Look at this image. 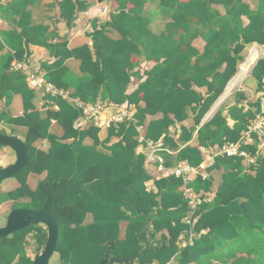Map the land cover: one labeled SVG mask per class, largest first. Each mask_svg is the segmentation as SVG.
<instances>
[{"label":"trees","instance_id":"obj_1","mask_svg":"<svg viewBox=\"0 0 264 264\" xmlns=\"http://www.w3.org/2000/svg\"><path fill=\"white\" fill-rule=\"evenodd\" d=\"M38 1L13 0L0 6L6 18L21 16L20 31L0 33V50L6 45L13 50L0 55V100L5 101L0 123L27 128L24 138L29 157V164L15 175L19 187L0 193V206L14 201L13 209L40 210L49 195L46 212L59 226L57 251L61 264H100L108 240H116L112 255L130 259L143 246L137 232L146 218L138 212L149 215L156 210L158 214L151 218L142 237L160 234V239H169L170 245L148 250L140 257L142 264H168L173 259L178 264H264V157H259L250 171L242 157H217L212 169L223 170L222 183L213 200L199 206L194 215L197 219L190 225L184 221L189 204L181 190L183 178L156 179L157 191L147 190L151 175L146 154L137 151L136 129V124L144 125L149 115L162 114L149 122L145 135L156 142L163 139L164 145L176 152L164 154L166 166L183 160L198 166L203 160L200 146H222L240 140L260 110V101L253 104L256 110H245L239 100L228 115L218 111L198 128L196 146L189 144L196 128L184 127L179 141L169 137L168 132L170 126L189 117L190 109L196 113V124H200L237 73L245 49L242 36L247 43L264 45V0H251L254 7L244 0H111L117 1L118 7L101 28L94 27L90 35L93 47L86 44L75 49L69 48L67 40L51 42L58 34L48 33V27L31 26L28 7ZM150 1H156L171 19L161 33L150 28L152 19L145 10ZM218 5L224 7V14ZM80 7H85L81 0H62L60 16L71 23ZM245 16L249 19L246 25ZM109 28L116 29L121 38L113 39ZM199 37L206 41L203 52L193 44ZM30 44L46 47L56 59L42 64L48 81L65 90L74 88L72 96L86 103H95L99 97L117 104L134 103L137 122L111 125L107 137L101 140L100 128L94 124L84 129L76 126L81 111L61 96L47 95L59 109L48 108L43 115L34 104L36 92L28 86L25 75L12 69L14 59L27 61ZM134 56L155 65L146 71V79L138 88L128 94L132 78L140 77L134 71L138 66ZM73 57L81 60L83 76H77L66 65ZM252 72L264 91V58L258 60ZM203 86L208 87L207 96L195 89ZM15 94L23 99L24 113L19 116L9 110ZM229 118L234 120L233 125ZM53 120L62 126V136L51 132ZM114 136L119 140L111 143ZM88 137L93 139L92 145L85 144ZM43 139L50 143L48 150L35 145ZM243 149L254 154L257 150L255 145ZM45 172L40 188L32 189L29 175ZM188 185L196 192H209L213 181L199 176ZM22 198L26 200L20 201ZM88 214L92 215L91 222H86ZM190 231L195 233L193 241L180 247L182 236L189 238ZM30 236L42 249L48 238L46 226L32 225L0 237V264H32L27 251L32 245Z\"/></svg>","mask_w":264,"mask_h":264},{"label":"crops","instance_id":"obj_2","mask_svg":"<svg viewBox=\"0 0 264 264\" xmlns=\"http://www.w3.org/2000/svg\"><path fill=\"white\" fill-rule=\"evenodd\" d=\"M11 1H13V0H0V6L6 5V4L10 3ZM61 1L62 0H39L37 4L28 7V10L31 14L30 15L31 26H46V27H48V33L55 32L56 34H58L57 39L54 40L52 38V39H50V41L51 42H53V41L54 42H60L61 40H67L68 46L70 49H75V48L81 47V46L86 45V44L89 45L90 48H92L93 47V39L91 38L90 35L94 31V27L97 26L98 28H101L103 24H105L106 22H108L110 20L111 12L114 11L118 7L117 1L107 2L106 0H81L84 3L85 7L84 8L80 7V9L77 11V13L75 15L74 20L71 23H68V21L66 19H63L60 16V2ZM244 1L250 2L252 4L251 0H244ZM106 5L109 6V12L103 13L102 8ZM129 7H132V4H130ZM252 7H254L253 4H252ZM217 8L220 10L221 13H223V14L225 13V9L222 5H218ZM145 10H146L147 14L152 19L151 27H150L152 29V31L154 33L163 32L166 28V24L168 22H170L171 19L168 18L166 15H164L161 12L156 1H150L146 5ZM19 19H21V16H10L9 18H6V17L2 16V13L0 12V33L2 31H11L13 29H17L18 31H20L21 28L18 26ZM243 20H244L245 25L249 23L248 17H246V16L243 17ZM108 34L113 39L121 38V34L114 28H109ZM0 39H1V34H0ZM193 44H194V46H196L198 48V50L200 52H203L205 49L206 41L202 37H199L194 41ZM250 44H251L250 47L245 46V49L242 53L243 59L238 63L237 72L241 66V63L250 54H251V58L253 57L252 55H253L255 49L253 50V53H251L252 47H257V49H258V52L257 51L255 52L258 55H256L253 58V60L256 59L254 66L257 64V62L260 58H264V45H259L258 43H250ZM29 50H30V56L27 57V61H20L18 59H14V61L17 60V61H20V62L26 64L31 70L36 71L37 73L41 74L46 79L47 70L42 66V64L44 62L45 63L47 62L49 64L54 62L56 60L55 57H53L51 55L49 49H47L46 47L39 46V45L30 44ZM7 51L13 52V50H11L8 45H6L2 50H0V55L6 53ZM133 60L138 63V66L136 67V69L134 71H137L139 73L140 77L134 76L132 78V81L129 84V87L127 90L128 94L134 92L138 88L141 81L146 79V76H147L146 71L150 70L155 65V62L147 61L144 57L134 56ZM66 65L77 76H83L84 75L81 71V60L80 59H77L74 57L70 58L66 61ZM254 66H253V68H254ZM253 68H252V70H253ZM12 69L15 70L13 68V63H12ZM17 71H20V70H17ZM234 77H235V75L233 76L232 79H230V81L227 84L224 92L218 97V99L206 111V114L202 118L199 125H197L196 121H195V114L196 113L192 109H190L189 110V117L186 120L181 121V122H177L174 125L170 126L169 132H168L169 137L173 138L176 141H179V138L182 134V130L184 127L187 128L188 130L196 128V130L194 132V137L189 142V144L193 145V146L198 145V142L196 140V133H197L198 128H200L203 124L210 121L213 118V116L220 110H223L224 114L228 115V110L232 106L236 105L239 102V100H241V103L239 104V106L245 107V110H247L249 108L256 110V108L253 107V104L256 103L257 101H260L261 102L260 110H258L256 112V115L258 113H260L261 108L264 105V91L260 90L258 80L253 76V72L251 71V73L245 77L244 83H243V81H244L243 80V81H240L237 85L232 84V88L229 90L228 89L229 84L232 82ZM251 77L256 80L254 83L249 82ZM25 78H26V76H25ZM26 82H27V80H26ZM27 84H28V82H27ZM31 89H33V88H31ZM195 89L198 92H200L203 96L208 95V87L207 86L195 87ZM235 89H238V90L236 91ZM34 90L36 92L34 104H35L37 110L41 111L43 113V115L46 113V110L48 108H54L55 110L59 109L58 105L53 103L52 101H50V99H48V97H47V95H49V96H52V95L46 94L41 89H34ZM66 91L68 93V96L63 97V98L67 99L69 102H72L75 105V103L73 102V99L78 98V97L72 96L74 88H70L69 90H66ZM52 97H60V96H52ZM224 100H225V102H224ZM99 102H109V101L105 98L99 97L95 103H88V104H96ZM128 104L134 105L135 109L137 110V106L134 103H128ZM140 104L142 106H145L144 101H141ZM4 108H5V101L0 100V112ZM9 110L13 116H19V115H22L24 113L23 99H22V96L20 94L14 95L13 101L9 107ZM161 117H162V114L149 115L147 117L144 125H143L144 126V133L146 132V127L150 121L155 120V119H159ZM80 123H82L81 126H79ZM229 123H230V125H233L234 120L229 118ZM91 124H93V121H87L81 115L78 118V120L76 121V126L82 128V129L88 127ZM21 128L22 129L25 128V130L27 131V128L24 126L8 125L4 122L0 123V130L4 133H7V134H14V132L18 131V129H21ZM108 129L109 128H103V129L100 128L99 136H100L101 140H103L107 137ZM50 130H51V132L55 133L58 136H62L63 132H64L62 126L56 120L52 121V126H51ZM26 131H25V134H26ZM25 134H23L21 136V138L25 139L24 138ZM242 136H243V134H242ZM242 136H241V138H242ZM118 140H119L118 137L114 136L111 139V143L116 142ZM84 142L87 145H92L94 141L92 138L88 137L87 139H85ZM159 142L164 143L163 139H160ZM227 143H229V142H227ZM263 144H264V142H263ZM35 145L40 149L48 150L50 143L48 142L47 139H43V140H38L35 143ZM7 147H9V146H7ZM166 147H168V146H166ZM218 147H220V146L219 145L209 146V147L200 146V150H201L202 155H203V160L205 159V152L203 151L204 148H210L209 154L214 156V158H213L214 164H215L217 157H225V156L216 155ZM256 148H257V146H256ZM258 150H259V148H258ZM137 151L143 152L146 154V151H143V150H137ZM172 151L174 153H168L165 151H161V154L164 157H165V155H164L165 153L171 154V155L176 154V152L174 150H172ZM3 154H4L3 148H0V166H6V165H9V164L15 162V160H16L15 152H14V157H12V159L8 162H2L1 158H2ZM226 157H233V156H226ZM259 157H264V145H263V147L260 148V152L256 156V162H258ZM203 160H202V162H203ZM183 161H185V160H183ZM165 162H166V157H165ZM186 162H188V161H186ZM178 163H176V164H178ZM214 164L207 169L208 178H203L202 176L201 177L203 179H211L213 181V187H212L211 192H215V195H216V192L222 183L223 170L212 169ZM146 167H147V164H146ZM148 173L151 175L149 170H148ZM34 174L36 175V177H33ZM46 175H47L46 172L43 174L31 173L29 175V178H28V183H29L30 187L32 189H36L38 183L41 182V180H43L46 177ZM162 178H165V177H162ZM151 179H152V175H151ZM154 184H155V182H154ZM184 184H183V186H184ZM2 185L3 186L0 189V193L11 191V190L19 187L20 183L18 182V180L15 177H13V178L6 179L2 183ZM183 186L181 187L182 192H183ZM153 190L157 191L156 185H155V189H153ZM215 195H214V197H215ZM25 200H26L25 198H22L20 201H25ZM13 203H14V201H6V202L1 204V206H0V225L6 223V221L4 222V215L7 213L6 214V218H7L9 213L13 210ZM92 219H93L92 215L88 214L86 222H91ZM122 227H123V233H124V229L126 227V222L122 223ZM194 237H195V233L192 231H190V233H189V238H186V235H183L181 240H180V243H179L180 247H184L188 243H191L193 241ZM156 238L160 239V234ZM29 240L31 241L32 245H29L27 247V251H28V254L32 258H34V254H33V250H32V248H34V246H35L33 244V241H34L33 236H30ZM54 257H58L57 262L59 264H61L58 251L53 255V258ZM154 264H159V263H154ZM168 264H178V262L176 261V259H173Z\"/></svg>","mask_w":264,"mask_h":264},{"label":"built area","instance_id":"obj_3","mask_svg":"<svg viewBox=\"0 0 264 264\" xmlns=\"http://www.w3.org/2000/svg\"><path fill=\"white\" fill-rule=\"evenodd\" d=\"M110 2L111 0H106ZM103 13L109 12V6L102 8ZM257 47L251 48V53ZM258 57V56H257ZM255 60L251 58V54L241 63V66L235 75L233 85H237L240 81H243L245 77L251 73L255 64ZM13 68L15 70L22 71L28 82V85L33 89H41L46 94L52 96L67 97L68 93L65 89L57 87L55 84L47 81L41 74L31 70L26 64L15 60L13 62ZM73 102L77 108L81 111V116L87 121H93V124L101 129L109 128L111 125L119 124L123 121L137 122L135 118L136 109L134 105L125 103L117 104L113 102H99L96 104H88L79 98L73 99ZM82 123L79 124L81 126ZM138 132L137 140L139 142L137 150L146 151V164L147 168L152 175V179L147 182V190L151 191L155 189V180L162 177L176 176L183 178L184 186L183 192L189 204V213L185 218L187 224L193 225L196 221V210L203 202L212 201L215 192L200 191L196 192L192 187L188 186V182L194 180L198 176L208 178L207 169L214 164V156L209 154L210 148H204L205 159L198 166H193L186 161H181L173 166L165 165V157L161 154V151L168 153H174L169 147H166L164 143L156 142L148 139L144 133V126L136 124ZM264 142V105L261 108L255 118L251 121L249 128L243 133L242 138L238 142H229L218 147L216 155L218 156H239L243 158L246 170L250 171L252 165H256V156L260 152V148L263 147ZM245 145H256V153H251L245 149ZM259 148V150H258Z\"/></svg>","mask_w":264,"mask_h":264},{"label":"water","instance_id":"obj_4","mask_svg":"<svg viewBox=\"0 0 264 264\" xmlns=\"http://www.w3.org/2000/svg\"><path fill=\"white\" fill-rule=\"evenodd\" d=\"M241 43L246 47L251 44L246 42L244 36L241 38ZM0 145L9 146L16 154L15 162L0 166V185L6 179L13 178L24 167L29 164L28 149L26 140L16 134H7L0 130ZM40 182L37 187L40 188ZM51 201V197L47 195V202L40 210H32L29 208L13 209L6 218V223L0 225V237H5L13 234L20 229L28 228L32 225H45L48 231L47 241L42 249L38 245L34 246V258L32 264H50L53 255L57 252V242L59 239V226L54 216L46 212L47 206ZM131 215V212H129ZM158 211H154L149 215L147 213L138 212L139 216L146 218L143 228L137 232V239L143 245L142 248L134 254L130 259L125 257L114 256L111 251L115 248L116 240H108V246L104 253L100 264H142L140 257L148 250L162 248L165 244L170 245V240H160L152 234L142 237L147 232L150 220L157 215Z\"/></svg>","mask_w":264,"mask_h":264},{"label":"rangeland","instance_id":"obj_5","mask_svg":"<svg viewBox=\"0 0 264 264\" xmlns=\"http://www.w3.org/2000/svg\"><path fill=\"white\" fill-rule=\"evenodd\" d=\"M258 52V49H255V51H254V53H253V51H252V53L253 54H256L255 52ZM253 59V58H252ZM256 80L254 79V78H250V80H249V82H252V83H254ZM245 82V80L243 81V83ZM239 89V88H238ZM238 89H235L236 91L238 90ZM235 91V92H236ZM228 97V96H227ZM226 97V98H227ZM226 100V99H225ZM225 100H224V102H225ZM223 102V103H224ZM222 103V104H223ZM221 104V105H222ZM25 128H21V129H18V131H16V132H14V134H17V135H19L20 137L23 135V134H25ZM10 133V132H9ZM0 148H3V151H4V154H3V156H2V158H1V160H2V162H8V161H10L11 159H12V157H14V151H13V149H11L10 147H7V146H3V147H0ZM33 177H36V175L34 174L33 175ZM4 182V181H3ZM2 184L0 185V189L2 188ZM7 214V213H6ZM6 214L4 215V222L6 221ZM32 250H33V254H34V248H32ZM57 258L58 257H52V259H51V262H50V264H59L58 262H57Z\"/></svg>","mask_w":264,"mask_h":264},{"label":"bare ground","instance_id":"obj_6","mask_svg":"<svg viewBox=\"0 0 264 264\" xmlns=\"http://www.w3.org/2000/svg\"><path fill=\"white\" fill-rule=\"evenodd\" d=\"M256 55H258L257 53L256 54H253L252 56V58H254ZM235 81V79H233L232 80V82L229 84V87H228V89L230 90L231 88H232V84H233V82Z\"/></svg>","mask_w":264,"mask_h":264}]
</instances>
